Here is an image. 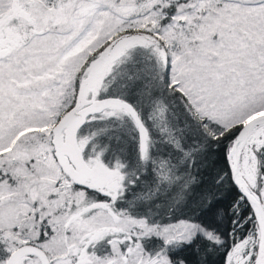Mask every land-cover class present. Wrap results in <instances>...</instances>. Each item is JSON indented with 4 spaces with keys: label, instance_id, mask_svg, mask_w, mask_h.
Instances as JSON below:
<instances>
[{
    "label": "snow or ice",
    "instance_id": "6c2138e0",
    "mask_svg": "<svg viewBox=\"0 0 264 264\" xmlns=\"http://www.w3.org/2000/svg\"><path fill=\"white\" fill-rule=\"evenodd\" d=\"M0 264H264V0H0Z\"/></svg>",
    "mask_w": 264,
    "mask_h": 264
}]
</instances>
